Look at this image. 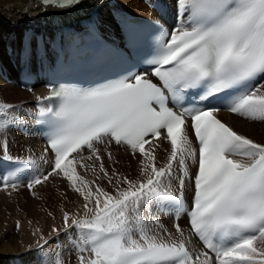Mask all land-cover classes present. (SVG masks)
Listing matches in <instances>:
<instances>
[{
  "label": "snow or ice",
  "instance_id": "obj_1",
  "mask_svg": "<svg viewBox=\"0 0 264 264\" xmlns=\"http://www.w3.org/2000/svg\"><path fill=\"white\" fill-rule=\"evenodd\" d=\"M80 2L42 0L61 10ZM170 8L172 23L155 22L160 35L143 56L134 34L119 48L98 44L91 61L125 63L115 77L57 82L36 97L49 135L42 154L20 161L35 169L24 187L35 197L61 178L81 200L50 226L52 239L71 242L75 264H264V141L218 118L224 109L264 123V0H171ZM15 111L0 103V160L14 159ZM113 144L136 160V176L106 165L115 163ZM12 179L0 176V188L18 190ZM32 235L43 253L50 239L40 228Z\"/></svg>",
  "mask_w": 264,
  "mask_h": 264
},
{
  "label": "bare ground",
  "instance_id": "obj_2",
  "mask_svg": "<svg viewBox=\"0 0 264 264\" xmlns=\"http://www.w3.org/2000/svg\"><path fill=\"white\" fill-rule=\"evenodd\" d=\"M158 1L164 2L171 10V0ZM153 12L154 9L139 6L137 0H81L78 5L64 10L45 6L42 0H0L1 69L9 78H15L24 71L35 72L40 78L42 65L57 54L59 49L64 48L63 40L70 34H78L84 28H94L112 37L121 33L118 19H122L123 15L128 13L147 15ZM114 13L118 15L117 19L113 17ZM0 85L4 86L5 90H13V87L8 86L2 78ZM23 91L22 94H27V91ZM1 93L2 90L0 97ZM43 93V88L35 87L30 95L34 100ZM221 116L235 130L257 142L260 141L256 137H263L264 130L263 133H256L259 128H255L253 121L225 112L221 113ZM33 136L32 132L22 135L20 142L27 145ZM37 164H40L38 160ZM160 217L161 223L169 227L172 220L162 215ZM65 242L70 248V242L67 240Z\"/></svg>",
  "mask_w": 264,
  "mask_h": 264
},
{
  "label": "rangeland",
  "instance_id": "obj_3",
  "mask_svg": "<svg viewBox=\"0 0 264 264\" xmlns=\"http://www.w3.org/2000/svg\"><path fill=\"white\" fill-rule=\"evenodd\" d=\"M137 4L139 6L149 8L144 5L145 3L143 2V0H137ZM0 90H2V97H0V101H2L1 103H10L12 105H16L19 102L22 103L27 101L30 103L31 95L29 92H26L27 94H22L23 90L17 87H13V90L11 91L5 90L4 86L2 85H0ZM27 105L29 106V104ZM253 124H255V128H259V131L256 130V133H263L264 123H261L259 121H253ZM12 130L15 133L19 132L17 128H13ZM29 133H31L30 130L27 133H20L18 136L21 139L22 135ZM16 136L17 135L10 134V132H8L7 134V137L12 140H15ZM262 136L263 137H256V139L260 142L264 141V133ZM33 137L27 145L23 144V142L21 143L20 139L17 140V142L19 141L20 144H22L21 146H26V149L24 150H27L28 147L30 148L33 146V144L38 143L35 142V137ZM1 139H3V137ZM9 141L8 144L10 145L11 141ZM117 148H121L122 150L126 151L124 147L117 146ZM9 152L12 156H24L27 154L24 153L23 149L20 146H10ZM85 154H87V152H85ZM113 160L115 161V163H113V161L106 160V165L109 168L115 167L118 171L125 173L130 177H134L138 174L137 162L134 158L130 157L129 154H113ZM89 178H92L90 174ZM53 180L56 181V178ZM49 182H47L43 186H39L37 189H34V191L36 192L35 197H33L31 192L26 188L22 189L20 192L15 193H6L0 191V264H8V260L10 259V257L12 259L13 257L17 258L20 255L22 256L23 260V262L21 261L20 264L37 263L35 262V257L32 256H35V253L37 252L35 251V246L38 237L33 236L32 233L37 228L42 229L44 235L47 238H50L49 245L53 244L51 243L53 240L51 238L50 226H56L58 228L61 227L60 210L62 208H66L67 210L75 211L78 205L81 203V200L77 197V195L75 193H72L71 190L66 186L64 180H58L56 183H53L51 181ZM48 212H52L53 216L55 217V220H53L52 217L48 216ZM17 221H20L21 226L19 229L16 228ZM30 221L31 223H29ZM180 222L181 225L185 224L184 220H180ZM171 223L172 221L169 222V227L171 226ZM64 243L65 246H69L67 242ZM29 247H31L33 251L30 254H26V250L29 249ZM60 250L62 249L60 248V245H57V243H54L52 247L48 246L46 252L50 256H48V262H46L47 257L45 258V263L52 264L56 256L61 253ZM68 254L70 253L68 252ZM73 254V256L75 257L76 253ZM70 260H72V258H66L65 261L63 259V264H71ZM37 264L44 263L41 262L39 258ZM72 264H75V259L72 260Z\"/></svg>",
  "mask_w": 264,
  "mask_h": 264
}]
</instances>
